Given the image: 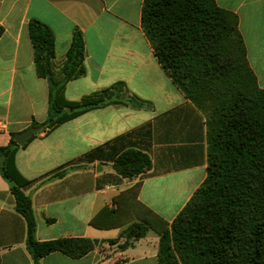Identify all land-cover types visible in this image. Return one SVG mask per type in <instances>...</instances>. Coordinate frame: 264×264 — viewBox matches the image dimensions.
I'll list each match as a JSON object with an SVG mask.
<instances>
[{"label":"crops","instance_id":"0c3cea01","mask_svg":"<svg viewBox=\"0 0 264 264\" xmlns=\"http://www.w3.org/2000/svg\"><path fill=\"white\" fill-rule=\"evenodd\" d=\"M215 1L237 15L246 60L264 90V0ZM142 3L0 0V146L32 120L42 122L47 117L49 85L36 75L27 30L32 18L53 33L56 70L74 30L83 37L84 74L65 83L66 100L76 101L123 82L128 93L148 104L89 109L48 132H37L16 151V167L28 180L22 189L31 198L36 240L95 241L82 256L54 251L41 257L39 264H156L158 235L154 231L152 237L146 233L120 248L124 241L120 233L128 223L96 228L89 221L103 207L114 210L113 197L139 184L136 200L170 224L206 177L205 117L154 56L141 27ZM127 149L147 154L150 169L133 178L116 173L112 163ZM58 172L63 174L52 177ZM25 235V221L0 175V264H33Z\"/></svg>","mask_w":264,"mask_h":264},{"label":"trees","instance_id":"16d2710c","mask_svg":"<svg viewBox=\"0 0 264 264\" xmlns=\"http://www.w3.org/2000/svg\"><path fill=\"white\" fill-rule=\"evenodd\" d=\"M140 22L162 69L205 117L206 177L170 224L136 200L135 184L114 196L115 209L103 207L90 225L112 228L128 223L120 233L124 239L120 248L154 231L159 237L156 264H264V90L246 60L237 15L215 0H143ZM27 30L36 75L49 85L47 117L32 120L30 126L48 132L92 108L148 106L128 93L123 82L66 100L65 83L84 74L81 33L74 30L56 70L51 29L32 18ZM14 135L0 146V175L25 221V244L33 264L54 251L70 257L86 254L94 240H36L31 198L22 189L28 180L15 164L16 151L36 133L22 145ZM112 167L120 176L133 178L149 170L151 160L141 151L127 149Z\"/></svg>","mask_w":264,"mask_h":264},{"label":"water","instance_id":"95a60500","mask_svg":"<svg viewBox=\"0 0 264 264\" xmlns=\"http://www.w3.org/2000/svg\"><path fill=\"white\" fill-rule=\"evenodd\" d=\"M41 129V126H29L17 133L13 136L15 142L18 145H22L26 142V140L34 133L39 132Z\"/></svg>","mask_w":264,"mask_h":264},{"label":"rangeland","instance_id":"374dc122","mask_svg":"<svg viewBox=\"0 0 264 264\" xmlns=\"http://www.w3.org/2000/svg\"><path fill=\"white\" fill-rule=\"evenodd\" d=\"M154 235V232L153 231H151V230H149L148 232H147V236L148 237H152ZM152 241V240H151ZM158 242H159V237L158 238H155V243H157V247H158ZM117 247V246H116ZM115 247V249L117 250V248ZM115 252V251H114ZM114 252H111V253H109V255L110 256H112L113 254H114Z\"/></svg>","mask_w":264,"mask_h":264}]
</instances>
